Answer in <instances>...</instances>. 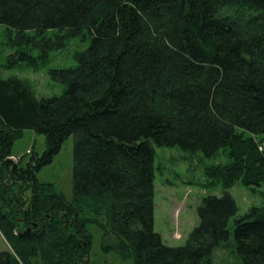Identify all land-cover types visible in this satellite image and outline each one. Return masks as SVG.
I'll return each mask as SVG.
<instances>
[{
    "label": "trees",
    "instance_id": "16d2710c",
    "mask_svg": "<svg viewBox=\"0 0 264 264\" xmlns=\"http://www.w3.org/2000/svg\"><path fill=\"white\" fill-rule=\"evenodd\" d=\"M0 24L11 49L0 61V264H91L89 225L104 254L132 264H213L235 200L203 197L185 244H164L151 144L205 156L227 146L228 161L206 175L224 190L264 183V0H0ZM84 33L76 65L48 69L61 94L37 98L25 78L2 76L38 68ZM24 130L42 134L44 149L14 161ZM70 136L68 200L37 174ZM232 234L241 264H264V204Z\"/></svg>",
    "mask_w": 264,
    "mask_h": 264
},
{
    "label": "rangeland",
    "instance_id": "374dc122",
    "mask_svg": "<svg viewBox=\"0 0 264 264\" xmlns=\"http://www.w3.org/2000/svg\"><path fill=\"white\" fill-rule=\"evenodd\" d=\"M5 26L0 24V61L11 52L3 45ZM90 36L82 34L72 38L67 45L49 53L45 62H38V68L22 65L9 70H2V76L11 74L25 78L33 88L37 98L59 95L64 91V84L54 81L48 74L50 68H68L76 65L74 54L88 47ZM35 52V51H34ZM264 140V133L257 135ZM73 136L68 137L49 164L38 172L40 181L54 184L55 190L68 200L72 196ZM154 152V194H153V228L159 233L164 244L168 246L184 245L189 233L197 225V207L201 199L208 195L220 196L227 191L237 204V212L229 221L230 234L224 245L215 250L213 264H241L237 255L232 252L234 238L232 228L234 220L245 215L253 206L264 204V183L259 186H245L240 182L224 190L221 185L209 178L205 169L209 166L228 161V147H221L211 156L201 151H189L175 146H157L151 144ZM264 147V142L262 143ZM40 154L44 149V136L32 130H24L22 136L15 140L12 153L15 157L23 156L26 160L30 152ZM88 229L93 239L90 249L91 264H132L130 260H122L114 253L104 254L100 249L101 232L93 225ZM221 245V246H222ZM7 250V244L0 234V252Z\"/></svg>",
    "mask_w": 264,
    "mask_h": 264
},
{
    "label": "built area",
    "instance_id": "2783aa9c",
    "mask_svg": "<svg viewBox=\"0 0 264 264\" xmlns=\"http://www.w3.org/2000/svg\"><path fill=\"white\" fill-rule=\"evenodd\" d=\"M11 159L14 160V161H17L18 157L11 156Z\"/></svg>",
    "mask_w": 264,
    "mask_h": 264
}]
</instances>
